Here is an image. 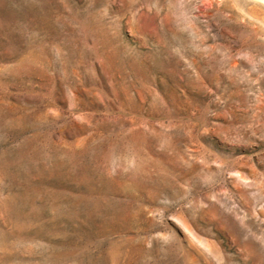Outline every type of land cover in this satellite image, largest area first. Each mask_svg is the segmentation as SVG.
<instances>
[{"label":"rangeland","instance_id":"rangeland-1","mask_svg":"<svg viewBox=\"0 0 264 264\" xmlns=\"http://www.w3.org/2000/svg\"><path fill=\"white\" fill-rule=\"evenodd\" d=\"M0 264H264V0H0Z\"/></svg>","mask_w":264,"mask_h":264}]
</instances>
